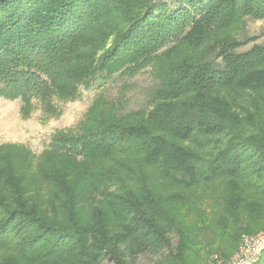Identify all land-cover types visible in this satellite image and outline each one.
Returning <instances> with one entry per match:
<instances>
[{"label": "trees", "instance_id": "1", "mask_svg": "<svg viewBox=\"0 0 264 264\" xmlns=\"http://www.w3.org/2000/svg\"><path fill=\"white\" fill-rule=\"evenodd\" d=\"M246 18L264 0H0V96L24 119L116 75L159 82L150 110L98 96L40 156L0 146V264H123L143 246L203 264L256 233L264 45L237 52Z\"/></svg>", "mask_w": 264, "mask_h": 264}, {"label": "rangeland", "instance_id": "2", "mask_svg": "<svg viewBox=\"0 0 264 264\" xmlns=\"http://www.w3.org/2000/svg\"><path fill=\"white\" fill-rule=\"evenodd\" d=\"M164 1L172 4L174 0ZM221 39L222 36L216 37L211 43ZM234 40L247 44L238 49L237 52H246L256 45H264V20L244 19L239 24L236 33H234ZM158 86L159 82L153 75L151 68L145 69L135 77L116 75L109 80L95 83L88 90H81L79 98L75 102L60 105L62 113L60 117L49 120L45 119L46 116L43 115L39 107L28 119H24L21 115L22 103L20 100L10 101L0 96V146L6 144L24 145L34 155L40 156L49 148L52 137L56 132L77 130L98 96L105 95L113 101L121 99L125 112L141 109L150 110L154 105ZM261 234H264V224L260 225V228L254 234L241 235L240 243L245 235L259 236ZM168 237L171 240L172 247L175 248L179 242L178 236L171 233ZM142 249L144 251H139ZM142 249H135L133 254L126 256L123 264H163L168 255V250L161 251L159 248L144 246ZM205 249L207 250V248ZM236 252L237 249L232 250L229 253L230 256L225 258L222 252L216 250L206 258L203 264H208L212 255H218L221 260L228 261L226 259H230ZM102 264L117 263L107 259Z\"/></svg>", "mask_w": 264, "mask_h": 264}, {"label": "built area", "instance_id": "3", "mask_svg": "<svg viewBox=\"0 0 264 264\" xmlns=\"http://www.w3.org/2000/svg\"><path fill=\"white\" fill-rule=\"evenodd\" d=\"M264 251V234L243 236L237 252L229 261L213 256L208 264H255Z\"/></svg>", "mask_w": 264, "mask_h": 264}]
</instances>
